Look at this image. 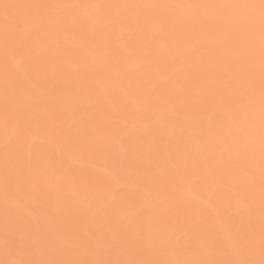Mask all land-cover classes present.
<instances>
[{
  "label": "bare ground",
  "instance_id": "6f19581e",
  "mask_svg": "<svg viewBox=\"0 0 264 264\" xmlns=\"http://www.w3.org/2000/svg\"><path fill=\"white\" fill-rule=\"evenodd\" d=\"M4 3L0 264H264L259 0Z\"/></svg>",
  "mask_w": 264,
  "mask_h": 264
},
{
  "label": "snow or ice",
  "instance_id": "6c2138e0",
  "mask_svg": "<svg viewBox=\"0 0 264 264\" xmlns=\"http://www.w3.org/2000/svg\"><path fill=\"white\" fill-rule=\"evenodd\" d=\"M0 7L3 8L4 11V22H5V30H8V24L10 23V17L9 12L13 8L20 7L19 5H13L4 3L3 5H0ZM29 7H35V8H43L42 5H32ZM93 7H103L100 5H95ZM211 7L219 8V9H226V10H239L240 13H251L256 12L258 10L259 15V22H260V35H261V50H262V56H261V75L264 77V0H259V3H244V4H220V5H213ZM226 22L229 25V30H239V25L236 23V17H225L224 18ZM261 96H262V116H264V81H262V90H261ZM7 228V223H6ZM7 264H24L23 261H10L7 262ZM34 264H61L59 261H40V262H34ZM84 264H106V262H99V261H89L84 262ZM171 264H190V262L184 261H173Z\"/></svg>",
  "mask_w": 264,
  "mask_h": 264
}]
</instances>
